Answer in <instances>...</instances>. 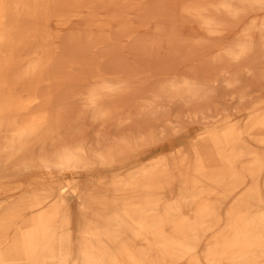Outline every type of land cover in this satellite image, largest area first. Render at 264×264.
Wrapping results in <instances>:
<instances>
[{
    "label": "bare ground",
    "instance_id": "obj_1",
    "mask_svg": "<svg viewBox=\"0 0 264 264\" xmlns=\"http://www.w3.org/2000/svg\"><path fill=\"white\" fill-rule=\"evenodd\" d=\"M261 57L264 0H0V170L125 169L0 200V264H264L263 96L244 127L178 148L163 120L206 119L221 89L243 101L236 69L253 76ZM158 136L171 150L134 164ZM171 169L185 171L166 201Z\"/></svg>",
    "mask_w": 264,
    "mask_h": 264
},
{
    "label": "rangeland",
    "instance_id": "obj_2",
    "mask_svg": "<svg viewBox=\"0 0 264 264\" xmlns=\"http://www.w3.org/2000/svg\"><path fill=\"white\" fill-rule=\"evenodd\" d=\"M259 62L256 69H254V75L248 76L241 73V69H236V72H239L238 76L240 78V83L235 87V92H243L245 95V99L243 101H239L237 98V93H231L229 90H219L217 94L211 96L205 102L199 104V107L203 110L204 117L206 119L198 118H186L180 114V112H172V116L169 118H165L163 120H171L173 122L172 125H165L166 132L171 135H167V138H171L173 141V146L171 148H178L181 146H186L194 139L198 134L204 131L207 128L218 126L219 124H238L240 127H244V123L246 121L247 115V107L252 104L255 100L259 98H264V79L260 80L259 76L264 74V57L259 59ZM218 70V69H217ZM219 71V70H218ZM218 88L223 87V83L215 84ZM232 96H229V95ZM176 116H180L177 119ZM160 125V124H156ZM161 139L159 136L155 138V143L145 142L141 145L140 149L137 150V154L141 160L135 162L134 164H145L153 158L154 156L168 153L170 148H166L162 151L159 150V147L164 144V142H158ZM166 139H164L165 141ZM246 143L250 140L246 139ZM259 152H264L263 150H259ZM176 163V160H173ZM125 169L117 170H102L100 168V172L95 173L93 179H90V176L85 175H76V173H72V171L62 172V175H57L54 179H46L41 183H34L31 179H28L24 172H21L17 166L4 168L0 170V192L3 193L4 190L9 188L12 189L11 192L7 194L0 195V200H17L19 196L26 195L28 192H31L33 189L48 185L52 182L59 184H66L68 182L75 183L80 187H86L87 182L96 181L99 178H105V180H109L115 178L122 174ZM185 169H171L173 177L171 178V184L165 188V199L166 201H170L176 195L178 188L180 187V173H183ZM28 183H32L28 186ZM231 199L218 201V205H220V212L223 215L225 209L231 204ZM70 211L72 216V230L74 242L76 243L77 239V229L78 223L82 216L80 211L79 201L73 197L70 201Z\"/></svg>",
    "mask_w": 264,
    "mask_h": 264
}]
</instances>
